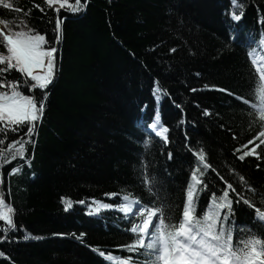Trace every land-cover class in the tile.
Listing matches in <instances>:
<instances>
[{
	"label": "trees",
	"instance_id": "1",
	"mask_svg": "<svg viewBox=\"0 0 264 264\" xmlns=\"http://www.w3.org/2000/svg\"><path fill=\"white\" fill-rule=\"evenodd\" d=\"M4 3L12 7L0 4V21L9 20L13 27L23 21L26 27L21 30L44 34L49 41L45 46H55L58 52L55 78L47 89L29 91L19 85L24 94L42 99V92H48V97L31 138L35 143H25V158H9L0 166V192L14 209L16 224L12 230L0 221V236L7 237L0 242V251L6 254L0 264H108L99 251L135 255L117 247L133 238L125 231L128 222L122 213L102 209L86 215L85 206L75 202L90 203L93 197L113 202L116 197L105 193L121 189L145 203L153 200L140 182L145 170L133 165L140 159L136 141L146 134L137 121L149 122L156 112L169 129V143L153 134L143 158L148 162L146 174L157 171L164 179L175 215L182 212L186 182L200 150L216 170L205 172L210 188L219 192L225 187L223 176L260 205L264 193L260 140L264 137L259 133L264 131V120L253 105L259 103L258 89L264 82L247 48L233 41L231 34L264 37V0H238L244 12L239 22L232 20L231 12L241 9L231 0H87L86 7L75 13L71 12L75 0H68L59 14L45 0ZM57 15L62 20L59 43L55 41ZM0 29L7 31L3 23ZM0 51L6 54L2 43ZM23 79L15 69L0 73L5 84ZM205 84L244 99L206 89ZM3 90L8 89L0 87ZM205 108L210 115H203ZM26 131L27 125H22L17 131L0 132V150L15 151L18 144L13 142L27 141ZM245 144L247 148L241 147ZM253 147L259 156L250 153L242 161L238 158ZM14 167L18 171L9 175ZM230 196L236 209L234 221L264 233V226L253 221L254 210L242 201L237 205L235 193ZM62 197L73 201L67 212ZM205 199L202 191L198 204ZM26 233L32 236L28 241L14 239ZM248 233V227L234 230V242Z\"/></svg>",
	"mask_w": 264,
	"mask_h": 264
},
{
	"label": "snow or ice",
	"instance_id": "2",
	"mask_svg": "<svg viewBox=\"0 0 264 264\" xmlns=\"http://www.w3.org/2000/svg\"><path fill=\"white\" fill-rule=\"evenodd\" d=\"M45 2L57 14L68 4V0H45ZM231 3L241 9L239 13L235 10L231 12L232 20L239 22L244 14L243 7L238 4V0H231ZM0 4H3L5 8L12 7L11 4L4 3V0H0ZM86 4L87 0H84L83 5L81 0H75L71 12L81 11L86 7ZM36 7H40V5H36ZM0 23L7 27V31L0 29V37H2L0 43L6 48V54L0 51V64L5 65L0 67V73L15 69L24 77L22 81H12L9 84L0 80V87L8 89L0 91V132H6L9 128L12 131H17L19 126L27 125L25 136L28 138L27 141L23 139L14 141L13 143L18 144V147L11 153L0 150V166H2L9 162V158L24 159L27 151L25 143H35L31 138L36 133L38 122L42 120L48 92H42L43 98L37 99L34 95L24 94L19 85H23L29 91L36 88L47 89L55 78L58 48L55 46L46 47L45 45L49 44V41L46 40L44 34L30 28L21 30L26 27L23 21L15 27L11 26L9 20H3ZM61 24L62 20L57 15L55 21L56 43H59L60 40ZM231 39L247 48L248 56L252 57L251 63L257 65L255 72L259 73L260 81L264 82V50L259 47L264 45V37H257L251 32L245 37L238 31L231 34ZM170 51L174 52L175 49H170ZM258 51L260 55H257ZM196 75H200V73ZM204 88L226 92L230 96L244 99L243 96H238L217 85L205 84ZM190 90L197 91L195 88ZM156 91L159 90H154V95ZM156 99L159 101L160 97L156 96ZM258 101L259 103L253 107L257 110L260 119L264 120V83L259 86ZM245 103L248 101L245 100ZM146 107L147 105L141 108V111H144ZM203 115H210V109H203ZM181 123L184 121L181 120ZM137 126L144 128L146 134L136 141L140 145V151H138L140 159L134 162L133 167L135 169L138 165L140 169L145 170L140 173L142 177L140 182L147 186L153 200L145 203L132 192L121 189L120 193H105V196L109 198L116 197L113 202L97 200L94 197L90 198V203H86L83 199L75 202L85 206L86 215L98 214L102 209H115L122 213L123 219L128 222L125 231L131 233L133 238L130 242L117 247L130 254L135 253V255L125 256L114 254L111 251H99V256L105 257L108 264H264V233L234 221L236 209L233 207L234 198L230 196V192L235 193L237 205L242 201L243 204L254 210L253 221L262 226H264V193L261 194L260 205L257 206L252 198L245 197L242 192L237 191L232 183L220 176L219 172H216V175L224 180L226 186L222 187L219 192L210 188L205 179V172L209 169L213 172L216 170L206 161L203 150H200L196 152L198 160L195 169L191 171L190 181L186 182V199L182 200L180 205L182 212L179 216L175 215L164 179L157 171H153L150 176L147 175L148 162L143 158L144 152L151 147L150 138L153 134L155 137L162 138L164 144L169 143L167 136L169 129L161 124L159 112H156L154 119L149 122L137 121ZM148 129L151 131H147ZM259 136L264 137V131L260 132ZM185 140H187V133H185ZM247 143L252 144L253 141L249 140ZM260 143L264 144V139H261ZM12 147V144L8 145L9 149ZM241 147L247 148V144L241 145ZM255 147H259V145ZM255 147L243 152L238 158L242 161L250 153L259 156ZM172 158V152L168 151L167 159L171 160ZM17 171L18 169L14 167L10 170L9 175ZM240 180L244 181V177L241 176ZM2 183L3 180L0 178V184ZM205 189L208 191H204ZM202 191L206 199L202 204H198ZM61 201L64 204V211L67 212L73 208L72 200L62 197ZM13 211L12 206L5 202L4 193L0 192V221L6 222L7 228L16 230V224L12 217ZM246 227L249 228L248 235L236 238L234 242V230ZM52 235L65 236L69 234L52 233ZM70 235L75 236V233ZM83 235L84 233H80V236ZM6 238L0 236V242ZM31 238V233H26L22 237H14L16 240L23 239L24 241ZM4 256L6 254L0 251V257Z\"/></svg>",
	"mask_w": 264,
	"mask_h": 264
},
{
	"label": "rangeland",
	"instance_id": "3",
	"mask_svg": "<svg viewBox=\"0 0 264 264\" xmlns=\"http://www.w3.org/2000/svg\"><path fill=\"white\" fill-rule=\"evenodd\" d=\"M259 47H260V49L264 50V45H260ZM257 55H260V52H259V51L257 52ZM10 150H11V149H10ZM10 150H9V151H10Z\"/></svg>",
	"mask_w": 264,
	"mask_h": 264
}]
</instances>
